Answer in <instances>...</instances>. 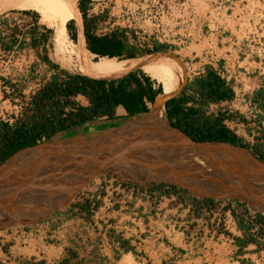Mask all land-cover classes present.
Listing matches in <instances>:
<instances>
[{"label": "crops", "instance_id": "1", "mask_svg": "<svg viewBox=\"0 0 264 264\" xmlns=\"http://www.w3.org/2000/svg\"><path fill=\"white\" fill-rule=\"evenodd\" d=\"M60 1L56 0L50 13L54 36L63 37L62 43L68 39L76 49L83 43V47L79 46L82 55L99 57L87 49L85 26L92 19L93 36L100 39L112 36L123 50L132 53V57L124 59L175 48L155 40L137 43L128 28L115 26V22L110 29L99 32L97 23L107 0H75L74 9L66 0L68 7L64 9L63 21L67 37L58 16ZM243 8L228 5L220 14L208 15L207 30L196 31L199 42H206L200 52L188 51V47L174 49L186 66L188 79L173 98L185 112L199 110L208 117L223 114L222 123L228 130L253 148L264 145V48L261 55L247 52L242 35L252 30L264 44V10L262 3L255 5L254 14H249L248 6ZM12 9L4 16L10 17L9 23L0 18V54L6 58L4 73L9 74L0 77V121L9 123L20 115L46 80L63 72L62 58L47 37L50 30L48 26H39L37 12ZM22 21L27 23L23 25ZM174 64L180 70L179 64L175 61ZM39 67L44 68L45 75L39 76ZM132 71L149 77L156 92L154 100L163 95L165 83L162 86L144 68ZM210 72L222 80L221 91H226L228 98L210 100L207 90L199 88L198 80ZM171 85H177L174 72ZM143 100L145 108L136 114L130 115L122 105H117L112 116L92 119L59 131L51 138L70 139L125 126L128 119L151 112L154 100L146 97ZM74 101L89 104L83 95L75 96ZM165 103L157 113L160 111L169 120ZM236 112L239 119L234 116ZM72 131L74 135L69 136ZM259 153L264 155V150ZM100 177L99 185L88 188L79 202L71 199L51 212H45V205L36 202L9 215L11 223L0 229V264H249L263 251L257 238L258 243L248 240L246 222L228 208H220L180 187L130 182V187L113 188L105 184L106 174ZM220 211L225 218L218 216ZM262 228L264 221L256 220L250 230L260 234Z\"/></svg>", "mask_w": 264, "mask_h": 264}, {"label": "water", "instance_id": "2", "mask_svg": "<svg viewBox=\"0 0 264 264\" xmlns=\"http://www.w3.org/2000/svg\"><path fill=\"white\" fill-rule=\"evenodd\" d=\"M166 55L183 67L184 79L176 90L154 100L147 123L133 130L120 126L80 145L52 147L31 164L14 166L10 161L19 152L40 145L20 149L0 163V213L9 216L36 202L51 212L104 172L128 182L166 184L199 197L264 208V160L245 147L196 141L168 119L156 118L158 108L179 94L188 79L184 62Z\"/></svg>", "mask_w": 264, "mask_h": 264}, {"label": "trees", "instance_id": "3", "mask_svg": "<svg viewBox=\"0 0 264 264\" xmlns=\"http://www.w3.org/2000/svg\"><path fill=\"white\" fill-rule=\"evenodd\" d=\"M93 22L92 19L85 26L88 50L99 57L110 56L121 59L132 57V53L123 50V46L114 41L112 36L103 39L93 36L91 32L94 27ZM126 65L123 62L112 60L103 66L79 73L51 76L32 94L29 103L23 107L21 114L13 123L0 121V163L18 150L34 146L53 137L59 131L102 116H112L117 105H122L130 115L142 111L145 108L143 97L153 101L156 95L148 76L144 73L137 75L136 71H130L131 68L109 76L98 73ZM221 84L222 80L213 72L208 73L206 78L198 80L199 88L207 90L208 98L213 101L229 97L226 91H221ZM172 86L175 85L170 87ZM77 95L88 98L89 104L86 106L77 104L74 101ZM174 99L165 103L166 108L169 109L168 118L171 125L179 128L192 139L227 142L240 147H248L222 123L223 114L208 117L199 110L185 112L177 106ZM68 135L73 136L74 132ZM253 150L260 159L264 160L263 153L262 155L259 153L264 150V145L261 147L256 145ZM258 215L263 221L264 216L260 213ZM248 240L258 243L255 238ZM258 247L262 246L258 244Z\"/></svg>", "mask_w": 264, "mask_h": 264}, {"label": "rangeland", "instance_id": "4", "mask_svg": "<svg viewBox=\"0 0 264 264\" xmlns=\"http://www.w3.org/2000/svg\"><path fill=\"white\" fill-rule=\"evenodd\" d=\"M238 1L244 3L240 5H243L244 7L246 5L250 8V10H252L256 4L260 5L262 3L264 10V0H238ZM40 2L41 0H9L4 3L0 2V18L2 17L3 19L6 20V23H9L10 17H4V16L6 12H8L7 10L10 8H13L12 10L14 11L25 12V11L33 10L34 12H37V21L39 22V26L44 28L48 26L49 28L48 30H50V33L47 35V37L50 38L51 47L56 46L57 55L62 58L63 72H60L59 74L63 76L65 73H79L80 71L78 68L77 56L78 54H80L79 55L80 57H83L85 55V54L82 55V51L79 48V46L83 47V45L80 43L77 49L74 47V45L68 48L67 47L68 39L65 40L64 43H62L63 39L57 37L56 35L54 36V32H55L54 27L51 26V22H50L51 12L48 13V15L44 18L40 13V4H41ZM67 2L61 0L58 9L60 25L62 27V30L65 32L66 36L67 33L65 30V22L63 21V12L64 9L68 7ZM232 2L233 0H107L106 6L103 8V11L101 13V18L97 23L98 25L97 29H99V32L106 31L111 28L110 27L111 23L115 22V26L118 25L120 27L128 28L129 29L128 33L131 35L132 40L137 43L140 42L143 44L144 42H148L149 40L151 41L155 40L157 42H161L164 44H172L175 47L174 48L175 50H180V48L188 47L187 48L188 51L194 50L200 52L203 48H205L206 42L205 43L199 42L200 40L196 32L197 29H199L200 31L202 30V32H205L207 30V26L205 24L208 21V15H210V13L220 14V12L225 11V7H227ZM72 5L74 9L75 4L73 3ZM21 23L25 25L27 21H22ZM22 28H24V26H22ZM26 33H28L29 35V32ZM174 49H172L171 51L154 52L151 53L150 55H146L140 58H133V59H138V60H142L143 58L145 60L148 59L149 61L147 62H150L151 64L150 67L152 68L153 73L155 75H153L151 72L150 73L155 78H157L160 81V83H162V86L164 83H166V65H168L171 81L174 72V74H176V81L178 84H180L184 79V75L183 73L181 74V71L178 70V67L175 68L174 66L175 59L172 60L170 59L171 57L169 58L166 55V53L175 55V53L173 52ZM66 51H68V53H66ZM41 52L40 55H43L44 50ZM154 56H158V58H154ZM88 57L90 60H98L100 58L89 54ZM111 60H116V59L110 58L106 62ZM4 61H6L5 56L0 55V77H5L9 75L8 73H4L7 72V70L4 69L5 66ZM175 63L179 64V62L177 63L176 60ZM179 66L180 69H183V67L180 64ZM138 67L139 66H136V64L126 65L106 71H100L98 73L112 75L114 73H118L122 70H125L126 68L134 69ZM175 71L178 72L175 73ZM38 74H40L39 76H43L46 74L43 67L38 68ZM234 116L235 118L238 119L240 118L238 112H236ZM160 117H162L163 120H166L165 115L163 113L161 114ZM140 118L142 117L138 116L135 118H130L127 121H125V123L126 122L129 123L133 121L136 122V120ZM250 122L252 123V121ZM256 131L257 130H255L254 132L256 133ZM105 132L107 131L104 132L92 131L87 135H83V136L80 135L70 139L49 138L39 142L37 146L39 145L49 146L52 144L55 145L56 143H57L56 146L61 145V147H68V146H64L68 143L80 145V143L86 141L87 139L100 137L101 134L103 135ZM95 134L96 136H94ZM260 134L255 136H259ZM245 148L249 149L254 155L257 156L253 148L250 147H245ZM36 149L41 151V148L27 149L24 151H34ZM19 160L20 159H17L16 157V159L11 162L22 165V161ZM102 174H106L108 178L113 177L116 179H122L119 176H116L110 172H104ZM100 175L101 174L93 178L92 182L94 183L91 182L93 185L90 183L91 185L89 184L83 187L72 198L71 201L79 202L82 196H84V194L87 193L88 188L95 187L94 184L99 185V182L101 180ZM99 189H103V188L99 187ZM206 199L207 198H205L204 200ZM209 199L211 200H206V201L210 203H215L220 208L230 209L232 213H235L237 215L240 221L246 222V225L249 226L248 228L249 235L247 238H257L261 246L263 247V251L259 253L258 256L253 261H250L249 264H264V231L260 230V234H258L257 232L250 230L251 228L254 227L256 220L257 221L260 220L258 215V213L260 212L257 210V208L232 199H214V198H209ZM218 216L221 219L225 218V215L221 211L219 212ZM8 223H11V219L8 220L7 222L0 224V229L5 228V226L8 225ZM262 229L264 230V228Z\"/></svg>", "mask_w": 264, "mask_h": 264}, {"label": "bare ground", "instance_id": "5", "mask_svg": "<svg viewBox=\"0 0 264 264\" xmlns=\"http://www.w3.org/2000/svg\"><path fill=\"white\" fill-rule=\"evenodd\" d=\"M7 1H9V0H0V2H2V3L7 2ZM40 3H41L40 4V13L45 18L48 15V13L51 12L53 6L56 3V0H41ZM73 3H75V0H69V5L70 6ZM60 38L63 39V37H60ZM88 54L89 53H85V55L83 57L77 56V58H78V68H79L80 72L103 66V65H105V64L110 62V61L106 62L108 59L113 58V59H116V60H118L120 62H123V63H125L127 65L136 64V66L143 67L145 70H147L148 72H151L153 75H155L153 73L152 68L150 67V65H151L150 62H147V61H149L148 59L147 60H145L144 58L142 60L133 59V58L132 59H121V58L117 59L116 57L101 56L98 60H90L89 57H88ZM154 58H158V56H154ZM170 59L174 60L173 58H170ZM104 62H106V63H104ZM180 71H181V74L183 73V75H184V70L180 69ZM170 83H171L170 71H169L168 65H166V83H165V85L163 87V94L173 92L174 90H176L177 86L179 85L177 83V85L170 87ZM160 116H161V112L159 111V113H158L156 118L161 121L163 119ZM147 120H148V115L136 120V122L135 121L129 122V123L125 124V127H126L125 130L129 129V128H131V130H133V129L137 128V126H139V123H141L143 121L146 122ZM146 123H142V124L144 126H147ZM94 136H96V134ZM56 144L55 145L52 144V145H49V146L48 145H42V146L38 147V148H41V151H39L37 149L34 150V151H24V152L21 151L22 153L19 152L21 154L18 153L17 155H15L11 159V161H14L16 159V157H17V159H20L19 161H22V165H24V164L26 165V164L32 163L33 161L37 160L38 158L43 157V155H45V151L47 149H51L52 147H55V148L61 147V145H57L56 146ZM213 144L217 145V146H224V144H216V143H213ZM71 145L73 146L74 144L73 143H68V144H66L64 146H71ZM229 148L230 149H236L234 147H229ZM17 163H18V161H17ZM11 164L14 165V166L15 165H20V164H16V163H12V162H11ZM19 197H21V196H19ZM256 208H257V210L260 213H262L264 215V208L263 207L257 206ZM42 215H44V214H42ZM8 220H10V217L8 215H6L4 213H0V224H2L4 222H7Z\"/></svg>", "mask_w": 264, "mask_h": 264}, {"label": "built area", "instance_id": "6", "mask_svg": "<svg viewBox=\"0 0 264 264\" xmlns=\"http://www.w3.org/2000/svg\"><path fill=\"white\" fill-rule=\"evenodd\" d=\"M240 4H244V3H242L238 0H233V2L229 5H231L232 7L236 6V7H238L239 10H242V9L244 10L243 5H240ZM227 10H228V8H227ZM248 12H249V14H254L253 9L248 11ZM242 40H244V42L246 43V49H248L247 52L249 51V53H253V51H254L255 53H257L259 55L262 54L261 49L264 48V44H262L263 40H262V38L260 39L258 36H256L252 30L245 31V33L242 35ZM71 46H72V44H70L68 42L67 47L70 48ZM66 53H68V51H66ZM15 119L16 118H13L10 123H13L15 121ZM105 184L110 185L113 188H124V187H130V184H132V183L125 181L123 179H116L113 177H111V178L109 177L108 180L105 182Z\"/></svg>", "mask_w": 264, "mask_h": 264}]
</instances>
